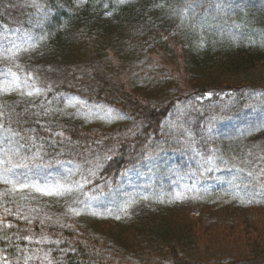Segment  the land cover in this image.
<instances>
[{
  "label": "trees",
  "instance_id": "trees-1",
  "mask_svg": "<svg viewBox=\"0 0 264 264\" xmlns=\"http://www.w3.org/2000/svg\"><path fill=\"white\" fill-rule=\"evenodd\" d=\"M33 1L39 3L43 16L37 26L27 28L26 34L32 36L26 38L35 43L30 66L37 73L41 95L18 104L15 94L0 96V132L12 135L10 147L18 137L20 145L37 140L56 153L59 145L50 139L49 130H61L72 141H80L85 133L75 113L62 110L63 96L115 110L124 115L122 122L100 130L91 126L93 130L86 132L93 146L99 145V134L112 152L111 166L100 173L103 184L116 183L123 173L137 167L139 155L167 156V119L183 110L189 99L218 91L264 92V42L260 39L244 37L228 44L206 37L194 41L199 45L192 47L189 7L202 4L196 8L198 15L216 0ZM19 2L25 0H0V26L18 27L11 22L16 17L21 18L19 27H26L29 15L20 16L15 8ZM197 15L194 20L199 19ZM252 15L250 29L264 33V11ZM47 87L49 92H45ZM12 111L19 113L12 116ZM36 112L40 120L34 119ZM8 122L16 123L14 132L6 127ZM38 122H46L45 127L34 125ZM121 124L128 125L123 126L125 132ZM262 137L253 146L264 157ZM13 168L21 173V168ZM1 192L0 264H38L28 262V239L41 233L54 238L40 246L50 251L47 264L264 263L263 191L253 189L249 200L219 195L194 203L187 199L153 207L141 204L112 229H87L74 220L70 226L46 230L11 217L14 209L22 208L20 194ZM193 206L199 208L196 215L191 214ZM2 208L9 215L1 214Z\"/></svg>",
  "mask_w": 264,
  "mask_h": 264
},
{
  "label": "rangeland",
  "instance_id": "rangeland-1",
  "mask_svg": "<svg viewBox=\"0 0 264 264\" xmlns=\"http://www.w3.org/2000/svg\"><path fill=\"white\" fill-rule=\"evenodd\" d=\"M32 1L25 0L15 6L20 16L29 15L26 27L20 28L21 18L16 17L10 21L18 27L0 26V96L10 98V94H15L17 104L41 95L37 73L30 66L34 64L31 52L35 43L26 38L32 36L26 31L37 26L43 13L39 3ZM208 4L199 16L196 8L202 4L189 7L187 15L192 19L193 42H202L206 37L228 44L244 37L247 41L264 42V33L250 29L252 13L264 11V0L234 3L216 0ZM57 6L63 7L59 3ZM195 15L198 20H194ZM195 42L192 47H198ZM62 101V110L74 112L75 120L85 130L80 141L70 140L61 130H49L50 139H56L59 145L55 153L44 149L37 140L25 146L22 141L20 145L16 141L18 137L10 147L12 135L0 132L1 146H4V153L0 151V199H4L1 191L20 194L18 202L22 208L14 209L11 217L30 227L46 230L66 223L70 226L75 220L87 229H112L115 222L127 218L141 204L153 207L187 199L194 203L213 196L249 200L253 189L264 192V157L253 146L256 138L263 136L261 140H264V92L218 91L189 99L183 110L167 119L164 132L167 156L142 158L139 155L140 164L119 176L117 184L112 180L106 184L100 182V173L111 166L108 164L112 152L99 134H96L99 145L93 146L86 132L93 130L91 126L100 130L103 125L122 122L124 115L85 104L74 96H63ZM17 113L10 112L12 116ZM34 116L35 120L41 118L38 112ZM45 123L34 125L42 128ZM123 126L128 125L121 124L120 130L125 132ZM149 126L153 128L151 122ZM6 127L14 132L17 126L8 122ZM13 167L21 168L22 174ZM198 212V206L191 208L192 215ZM1 214H8L7 209L2 208ZM41 234L44 239L37 238ZM41 234L29 236L28 262L47 264L51 259L50 251L40 246L54 238L51 234Z\"/></svg>",
  "mask_w": 264,
  "mask_h": 264
}]
</instances>
